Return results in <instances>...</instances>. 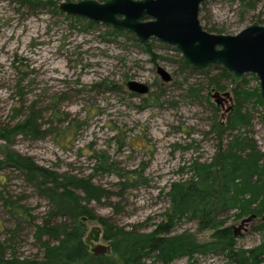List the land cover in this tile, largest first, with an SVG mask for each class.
I'll list each match as a JSON object with an SVG mask.
<instances>
[{
    "label": "rangeland",
    "instance_id": "1",
    "mask_svg": "<svg viewBox=\"0 0 264 264\" xmlns=\"http://www.w3.org/2000/svg\"><path fill=\"white\" fill-rule=\"evenodd\" d=\"M20 1L0 0V124L13 123L19 117L15 110L22 98L28 103L36 102L43 111V127L52 132L38 141L18 137L10 146L0 141V158L7 152H16L60 172L93 175L95 184L118 193L115 173L93 170L98 154L105 152L119 173L140 171L146 185L127 189L122 197L114 196L111 203L118 204L117 211L107 202L92 204V208L97 215L125 229L153 231L169 206L165 194L170 184L189 177L192 160L210 161L214 156L218 139L211 129L214 120L224 126L235 106L234 84L223 80V91L199 90V97L207 96L208 102L199 97L187 98L182 88L185 83L202 89L207 87V78L200 72L188 75L181 71V57L171 47L152 41L153 53L161 57L152 60L136 42L107 37V28L102 24L85 28V19L80 18L77 23L75 16L60 11L54 14L51 6L22 8ZM29 1L58 8L69 0ZM199 19L203 26L222 31L213 34L236 35L254 22L262 24L264 5L241 19L233 0H209L203 8L201 5ZM157 67L165 69L172 82L164 83L157 75ZM217 75L218 70L211 68L209 76ZM129 81L145 84L149 92H130L126 87ZM243 82L239 86L248 92H259L255 76L246 75ZM110 86L118 89L109 90ZM253 101L245 105L252 115L249 137L264 150V104L259 106ZM230 136L225 131L222 142L226 143ZM0 179V190L4 189L6 196H26L22 203L32 208L34 216L39 218L46 211L47 202L17 172L2 171ZM261 217L248 225L246 233L239 232L237 248L249 249L259 244L261 235L254 233L253 228ZM243 219L230 216L226 226L238 227ZM14 227L0 205V241L8 236L7 229ZM86 229L89 249L107 245L97 222L87 221ZM182 232H191L200 242L209 241L211 236L192 220L177 224L175 234ZM13 243L20 257L40 256L26 223L21 225ZM223 263L222 257H196L193 262L182 256L171 264Z\"/></svg>",
    "mask_w": 264,
    "mask_h": 264
},
{
    "label": "trees",
    "instance_id": "2",
    "mask_svg": "<svg viewBox=\"0 0 264 264\" xmlns=\"http://www.w3.org/2000/svg\"><path fill=\"white\" fill-rule=\"evenodd\" d=\"M233 1L240 9L241 19L260 4L264 5V0ZM20 6L27 9L51 6L52 12L59 14L55 5L49 3L22 0ZM75 19L77 23L81 20L79 17ZM261 23L264 25V21ZM92 26L93 23L88 21L84 27ZM105 27V35L112 40L123 38L135 43L132 35ZM204 29L210 33H222L214 28L204 26ZM151 42L140 48L152 60L161 58L153 53ZM178 64L180 70L188 75L195 73L181 58ZM212 69L218 70L217 76H209L210 70L200 72L207 78V87L198 89L197 84L185 83L182 88L187 98H198L199 90L205 88L223 91V80H229L233 85L220 67L213 66ZM114 88L118 89L110 86L109 90ZM233 95L235 106L230 110L225 125L214 120L211 129L218 139L214 156L210 161L192 160L188 167L189 177L170 184L165 194L169 206L162 214L161 222L150 232L125 229L97 215L91 206L107 202L117 211L118 204L111 203L114 196L122 197L127 189L146 185L140 171L119 173L105 152L98 154L93 170L116 174L119 191L115 193L95 184L93 175L81 177L60 172L37 164L29 156L12 151L5 153L0 158V172H17L23 182L47 202V209L38 218L32 214V208L22 203L26 196L13 199L5 195L4 189L0 190V205L15 223L14 228L7 229L8 236L0 241V264H171L182 256L193 262L196 257L216 256L223 258V264H264V220L253 228L254 233L261 235L259 244L249 249L237 248L236 238L231 228L226 226L230 216L234 220L249 215L264 216V150L249 137L252 115L245 109L251 99L259 106L264 102L258 90L248 92L242 86L234 85ZM199 99L208 102L207 96L202 95ZM18 100L15 112H19V117L13 123L0 124V141L8 146L18 137L38 141L52 132L50 128L43 127V111L36 102ZM211 106L214 111L217 110ZM225 131H229L231 136L223 143L221 136ZM182 220L195 221L201 230L211 232L209 241L200 242L191 232L175 234L176 226ZM87 221H95L101 226L102 239L110 248L109 255L95 256L90 253L85 240ZM24 223L31 229L40 256L23 258L17 254L13 238Z\"/></svg>",
    "mask_w": 264,
    "mask_h": 264
},
{
    "label": "water",
    "instance_id": "3",
    "mask_svg": "<svg viewBox=\"0 0 264 264\" xmlns=\"http://www.w3.org/2000/svg\"><path fill=\"white\" fill-rule=\"evenodd\" d=\"M206 1L209 0H69L61 2L57 9L130 34L141 46L151 41L163 43L193 71L203 73L213 66L220 67L235 86L242 84L246 75H253L259 83V97L264 101V25L254 22L236 35L210 33L199 19L200 7ZM156 72L164 83L172 82L165 69L157 67ZM126 87L139 95L149 92L145 84L136 81L127 82ZM256 218L251 215L241 220L238 227H231L234 238L241 230L246 233ZM90 253L109 255L110 248L97 245Z\"/></svg>",
    "mask_w": 264,
    "mask_h": 264
}]
</instances>
